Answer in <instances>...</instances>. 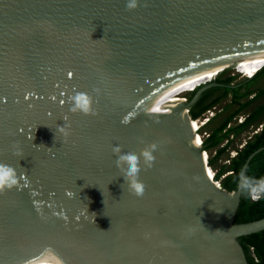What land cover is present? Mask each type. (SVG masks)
Returning <instances> with one entry per match:
<instances>
[{"label": "water", "instance_id": "obj_1", "mask_svg": "<svg viewBox=\"0 0 264 264\" xmlns=\"http://www.w3.org/2000/svg\"><path fill=\"white\" fill-rule=\"evenodd\" d=\"M260 47L264 0H139L132 11L126 0H0V163L19 177L0 193V264H248L238 239L264 231V217L234 222L239 179L231 192L212 183L203 143L187 150L180 103L126 112L158 80ZM216 85L184 103L188 118ZM77 91L95 115L69 111ZM152 143L137 197L113 147Z\"/></svg>", "mask_w": 264, "mask_h": 264}, {"label": "trees", "instance_id": "obj_2", "mask_svg": "<svg viewBox=\"0 0 264 264\" xmlns=\"http://www.w3.org/2000/svg\"><path fill=\"white\" fill-rule=\"evenodd\" d=\"M230 68L219 73L214 83L216 86L209 87L200 95L199 99L189 110L190 120H196L206 111L212 109L223 101L228 95H232L231 103H226L222 111L216 113L201 129H205L209 136L203 141V150L207 153L214 150V156L208 157L207 164L212 169L213 160L220 158L228 151L232 139L230 135L237 136L245 129L249 128L254 122H260L264 118V103L261 98L264 97V86L257 90H250V85L264 75V66L251 78H246L241 82L235 81V76H224ZM211 83V82H209ZM193 91L189 100L194 96ZM254 95L252 99L250 96ZM248 98V99H247ZM261 101V102H260ZM236 106L235 109H231ZM247 111H249L247 113ZM224 114V117H218ZM241 114H247L246 119L240 125L227 127L234 121V118ZM216 123V124H214ZM216 125V126H215ZM200 129V131H201ZM228 140L224 145L222 143ZM264 146V126L260 133L254 135L247 143L237 151V155L230 159L228 165H223L216 172L214 171V182L222 189L228 192L234 191L238 184V174L245 164L247 158L257 149ZM213 170V169H212ZM247 175L254 178L264 177V149L258 152L247 164ZM223 177V178H221ZM219 185V184H218ZM264 217V198L258 201L251 200L247 195L241 193L240 203L235 215V223H246L258 220ZM239 243L244 251L248 264H264V231L254 233L248 236L240 237Z\"/></svg>", "mask_w": 264, "mask_h": 264}, {"label": "clouds", "instance_id": "obj_3", "mask_svg": "<svg viewBox=\"0 0 264 264\" xmlns=\"http://www.w3.org/2000/svg\"><path fill=\"white\" fill-rule=\"evenodd\" d=\"M138 5L139 0H126V9L129 11L135 10ZM91 36L92 34L90 35V38ZM69 102L71 104L69 109L70 112L74 114L95 115L93 109L94 101L88 93L77 91L74 95L69 97ZM59 130L65 132L64 127H61ZM65 135H67V132H65ZM157 147L158 146L155 143L147 144L139 151V153H124L119 145L113 147V154L117 157L116 167L120 171L121 176H123L125 184L128 185L130 194L137 197L143 196L145 185L139 179V174L142 171V168H151L154 165L156 159L154 153L157 151ZM49 150H51V148H49ZM238 179V188L242 194L247 195L253 201H258L261 198H264V177L254 178L247 175V166L245 165L241 168L238 174ZM18 184L19 177L16 169L8 164L0 163V193H3L5 190H11L14 187H17ZM93 215L95 216V214ZM197 218L200 220L199 217ZM201 226L204 227L202 224ZM216 232L222 231L217 230ZM27 264H32V262L29 261ZM41 264H63V261L58 258L46 259L42 261Z\"/></svg>", "mask_w": 264, "mask_h": 264}, {"label": "bare ground", "instance_id": "obj_4", "mask_svg": "<svg viewBox=\"0 0 264 264\" xmlns=\"http://www.w3.org/2000/svg\"><path fill=\"white\" fill-rule=\"evenodd\" d=\"M263 50L264 47L247 50L220 59L202 62L191 68L173 73L161 80H158L153 85V87H149L146 91H144L143 96L137 101L136 104H133L134 106L132 108H130L129 110H127L128 107L126 108V113L131 114L156 112L154 111V109H159L161 106L180 103L183 113V119L188 128L192 140V145H190L187 150L190 153L196 152L202 144V139L200 136L197 138L198 135L196 132L199 128V121H192L190 120V118H188L187 107L184 105L186 99L177 95L173 96L171 95V93L176 91V89L182 86L183 84H187L189 82H192L193 80L201 79L204 77L208 78L212 74L224 70V68L228 67L230 64L238 63L240 64V67H243L247 64V62H249V58L251 55L262 51V54L257 55L255 59V67L253 68L252 73L249 75L250 77H252V75L258 71L262 61H264ZM121 114H123V112H121ZM207 160V155L205 153H201L199 163L201 164L202 162L203 167L209 176V179H211L212 183L219 187V185L213 180L215 174L211 167H209V165L207 164ZM20 259L21 258L10 259L5 262H2V264H27V262L29 261H31L32 264H41V262L43 261L41 259L30 258L22 262Z\"/></svg>", "mask_w": 264, "mask_h": 264}, {"label": "rangeland", "instance_id": "obj_5", "mask_svg": "<svg viewBox=\"0 0 264 264\" xmlns=\"http://www.w3.org/2000/svg\"><path fill=\"white\" fill-rule=\"evenodd\" d=\"M259 54H262V51H259V52L255 53V54L251 55L250 58H249V62H247V64L245 66H243V67H240L239 66L240 64L235 63L238 66L237 67L236 66L230 67L229 71L224 76H235V81L233 83H238V82L243 81L244 79H246L245 77H247V76L249 77V75L252 73V70L255 67V59H256L257 55H259ZM262 65H264V61H262V63L260 64L259 68H261ZM224 69H226V68H224ZM222 71H220V72L218 71V72L212 74L211 76H209L208 78L204 77V78H201V79L193 80L192 82H189L187 84H183L182 86L178 87L176 89V91L171 93V95H173V96L177 95V96L183 97L184 99H186V102H189V97H190L191 93L193 92L192 90L195 89V87L197 85L200 84V85L203 86V84H207V83H209L211 81H214L216 76L219 73H221ZM262 86H264V75H262L258 80L253 82L250 85L249 89L254 91V90L259 89ZM262 100L264 101V97L261 98V101ZM227 101H228V99H224L222 102H220L218 105H216L215 106L216 107V111L220 107L223 108L225 106V104L227 103ZM235 107L236 106H232L231 109H235ZM210 110H213V109H210ZM203 127H205V126H203ZM204 132H207V131H205V129H203V130L201 129L200 134H203ZM197 135H198V133H197ZM253 135H254L253 129L251 127H249L247 129H245L244 131H242L237 136H234L233 139L231 140L232 144H230V147L228 148V151L226 153H224L220 158L213 160V165H212L213 166L212 167L213 171L216 172L224 164L228 165L230 163V159L234 158L237 155V151L241 149L240 146L244 145V143L249 139V137H253ZM230 136H233V135H230ZM198 137H199V135L197 136V138ZM199 144H200V142H199ZM203 153H205L207 155V157H209V158L214 156V150L213 149L211 151H209L208 153L206 151L203 152ZM232 153H236L235 156H232L233 155ZM221 178H223V177H221ZM218 182L220 183V181H218Z\"/></svg>", "mask_w": 264, "mask_h": 264}, {"label": "built area", "instance_id": "obj_6", "mask_svg": "<svg viewBox=\"0 0 264 264\" xmlns=\"http://www.w3.org/2000/svg\"><path fill=\"white\" fill-rule=\"evenodd\" d=\"M264 65H262V67H263ZM261 67V68H262ZM261 68H259V69H261ZM243 74V73H242ZM216 76V75H215ZM214 76V77H215ZM245 77V76H244ZM245 78H251L250 76L248 77H245ZM200 85V84H199ZM199 85H197L196 87H195V89L197 88V87H199ZM194 90V89H193ZM192 90V91H193ZM213 110H208V111H206L202 116H201V118H199V119H196L197 121H199V128H198V130L196 131L197 133H198V135L201 137V139H202V142L201 143H203V141H204V139L209 135L207 132H204L203 134H200V129H201V127H203L206 123H208L209 122V120L211 119V118H213L214 116H215V114L217 113V111H216V107H213L212 108ZM240 119H238V122L239 123H241L242 121H243V117H239ZM228 128L230 127V125H228L227 126ZM261 129V128H260ZM229 139H233V136H230L229 137ZM228 140H225V142L222 144V145H224L226 142H227ZM243 146L244 145H241L240 146V148H243ZM233 155L232 156H235V154L236 153H232ZM218 184H219V188H221V186H220V183L218 182Z\"/></svg>", "mask_w": 264, "mask_h": 264}, {"label": "flooded vegetation", "instance_id": "obj_7", "mask_svg": "<svg viewBox=\"0 0 264 264\" xmlns=\"http://www.w3.org/2000/svg\"><path fill=\"white\" fill-rule=\"evenodd\" d=\"M257 72H258V71H257ZM255 73H256V72H255ZM255 73H254V74H255ZM254 74L252 75V77L254 76ZM235 84H236V83H235ZM235 84H234V83H231V86H234ZM260 88H261V87H260ZM253 97H254V95L250 96L249 99H252ZM225 99H228L227 103H231V101H232V95H228ZM223 100H224V99H223ZM262 102L264 103L263 100H262ZM219 107H220V106H219ZM218 110H219V112H221V111H222V108L220 107V108H218ZM248 112H249V111H247V113H248ZM248 114H249V113H248ZM239 117H243V121H242L241 123L238 122V119H240ZM246 117H247V114H241L240 116L235 117V118H234V121H233L231 124H229L230 127L242 124V123L244 122V120L246 119ZM263 126H264V118H263L260 122H258V121L254 122L250 127L253 129L254 135H256V134H258V133L261 132ZM260 128H261V129H260ZM254 135H253V136H254ZM251 138H252V137H249L248 140H250ZM248 140H247V141H248ZM247 141L244 143V145L247 143Z\"/></svg>", "mask_w": 264, "mask_h": 264}, {"label": "crops", "instance_id": "obj_8", "mask_svg": "<svg viewBox=\"0 0 264 264\" xmlns=\"http://www.w3.org/2000/svg\"><path fill=\"white\" fill-rule=\"evenodd\" d=\"M211 82H214V81H211ZM218 110V109H217ZM217 113H219V110L217 111ZM238 116H240V115H238ZM224 117V114H221L219 117H218V119L220 120V121H222V119L221 118H223ZM199 118H201V116L199 117ZM199 118H197V119H199ZM214 124H216V123H214ZM216 126V125H215ZM225 142V141H224ZM223 142V143H224ZM222 143V144H223Z\"/></svg>", "mask_w": 264, "mask_h": 264}, {"label": "snow or ice", "instance_id": "obj_9", "mask_svg": "<svg viewBox=\"0 0 264 264\" xmlns=\"http://www.w3.org/2000/svg\"><path fill=\"white\" fill-rule=\"evenodd\" d=\"M69 75H71V74H69ZM154 111H159V109H154Z\"/></svg>", "mask_w": 264, "mask_h": 264}]
</instances>
